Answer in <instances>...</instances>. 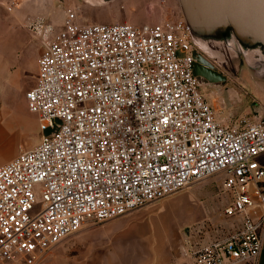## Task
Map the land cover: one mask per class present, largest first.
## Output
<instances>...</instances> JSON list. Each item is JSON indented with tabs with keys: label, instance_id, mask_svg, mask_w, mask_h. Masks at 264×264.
<instances>
[{
	"label": "built area",
	"instance_id": "built-area-1",
	"mask_svg": "<svg viewBox=\"0 0 264 264\" xmlns=\"http://www.w3.org/2000/svg\"><path fill=\"white\" fill-rule=\"evenodd\" d=\"M41 42L26 93L41 139L0 165V264H40L86 224L215 175L229 200L222 214L236 226L191 247L193 264H255L264 245V118H219L194 73L200 51L185 19L89 24L69 7Z\"/></svg>",
	"mask_w": 264,
	"mask_h": 264
},
{
	"label": "rangeland",
	"instance_id": "rangeland-1",
	"mask_svg": "<svg viewBox=\"0 0 264 264\" xmlns=\"http://www.w3.org/2000/svg\"><path fill=\"white\" fill-rule=\"evenodd\" d=\"M12 1L16 2L12 12L0 4V165L35 148L41 139L26 93L36 83L42 31L46 26L60 28L67 8L74 9L79 22L89 24L140 26L183 18L179 0ZM211 53L203 55L228 81L201 90L219 118L231 123L264 118V63L243 54L238 46L219 60ZM228 201L222 178L211 176L117 219L90 222L58 247L79 244L87 256L101 250L111 256L106 264L136 262L138 254H151L159 245L192 260L191 247L223 237L236 226L222 214Z\"/></svg>",
	"mask_w": 264,
	"mask_h": 264
},
{
	"label": "water",
	"instance_id": "water-1",
	"mask_svg": "<svg viewBox=\"0 0 264 264\" xmlns=\"http://www.w3.org/2000/svg\"><path fill=\"white\" fill-rule=\"evenodd\" d=\"M179 4L191 27L192 42L200 51L194 52V73L200 87H221L228 81L205 52L219 60L238 46L243 54L264 63V0H179ZM43 134L52 135L53 130Z\"/></svg>",
	"mask_w": 264,
	"mask_h": 264
},
{
	"label": "crops",
	"instance_id": "crops-1",
	"mask_svg": "<svg viewBox=\"0 0 264 264\" xmlns=\"http://www.w3.org/2000/svg\"><path fill=\"white\" fill-rule=\"evenodd\" d=\"M260 162L264 165V155L261 156ZM160 236H165V235L161 233ZM58 245L55 246L47 254L45 260L40 264H106L105 260L111 259V256L106 257L104 255L105 253L101 250L100 252H95V253L93 250L92 253L87 256V252H85L83 250V247L80 246L79 244H76V246L72 244V245H66V246L64 245L59 247ZM136 258H137L135 260L136 262H132V260L130 261L128 260V263L126 264H193V261L191 259H186L184 257H181L178 251L171 250L169 249V247L167 248V246L164 245H159L158 250L152 252L151 254H143V256H140V254H138ZM119 264L122 263L119 262ZM241 264H253V263L248 262ZM255 264H264V245L259 255V258L255 262Z\"/></svg>",
	"mask_w": 264,
	"mask_h": 264
},
{
	"label": "bare ground",
	"instance_id": "bare-ground-1",
	"mask_svg": "<svg viewBox=\"0 0 264 264\" xmlns=\"http://www.w3.org/2000/svg\"><path fill=\"white\" fill-rule=\"evenodd\" d=\"M44 135V134H43ZM12 160V159H11Z\"/></svg>",
	"mask_w": 264,
	"mask_h": 264
},
{
	"label": "flooded vegetation",
	"instance_id": "flooded-vegetation-1",
	"mask_svg": "<svg viewBox=\"0 0 264 264\" xmlns=\"http://www.w3.org/2000/svg\"><path fill=\"white\" fill-rule=\"evenodd\" d=\"M218 71V70H217Z\"/></svg>",
	"mask_w": 264,
	"mask_h": 264
}]
</instances>
